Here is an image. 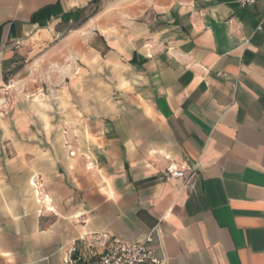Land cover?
Listing matches in <instances>:
<instances>
[{"label": "crops", "instance_id": "0c3cea01", "mask_svg": "<svg viewBox=\"0 0 264 264\" xmlns=\"http://www.w3.org/2000/svg\"><path fill=\"white\" fill-rule=\"evenodd\" d=\"M45 44L57 82L29 99L8 82ZM0 91V264H67L97 234L264 264L263 5L0 0Z\"/></svg>", "mask_w": 264, "mask_h": 264}, {"label": "built area", "instance_id": "2783aa9c", "mask_svg": "<svg viewBox=\"0 0 264 264\" xmlns=\"http://www.w3.org/2000/svg\"><path fill=\"white\" fill-rule=\"evenodd\" d=\"M236 3L241 9L256 4L264 6V0H236ZM163 178L166 181L186 180L187 173L174 164L166 169ZM152 244V234L142 243L129 245L105 234L83 236L67 250V264H158Z\"/></svg>", "mask_w": 264, "mask_h": 264}, {"label": "rangeland", "instance_id": "374dc122", "mask_svg": "<svg viewBox=\"0 0 264 264\" xmlns=\"http://www.w3.org/2000/svg\"><path fill=\"white\" fill-rule=\"evenodd\" d=\"M48 46L49 44L29 48L23 47L21 66L17 69V79L8 82L11 88L14 90L19 88L17 91H22L29 99L35 97V93L39 89L43 88L46 91L49 86H52L51 80L57 82V79L53 78L57 71L52 68L51 63L44 62L42 59ZM3 95L4 93L0 91V116L6 99ZM10 98L7 96L8 100Z\"/></svg>", "mask_w": 264, "mask_h": 264}]
</instances>
